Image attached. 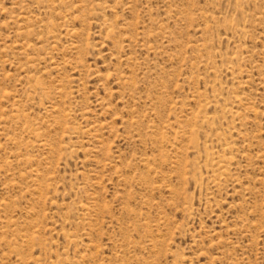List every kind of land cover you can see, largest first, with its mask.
Masks as SVG:
<instances>
[{
	"label": "rangeland",
	"instance_id": "1",
	"mask_svg": "<svg viewBox=\"0 0 264 264\" xmlns=\"http://www.w3.org/2000/svg\"><path fill=\"white\" fill-rule=\"evenodd\" d=\"M0 264H264V0H0Z\"/></svg>",
	"mask_w": 264,
	"mask_h": 264
}]
</instances>
